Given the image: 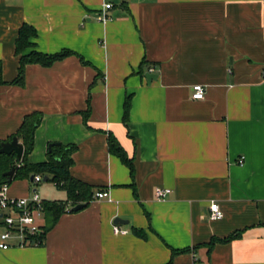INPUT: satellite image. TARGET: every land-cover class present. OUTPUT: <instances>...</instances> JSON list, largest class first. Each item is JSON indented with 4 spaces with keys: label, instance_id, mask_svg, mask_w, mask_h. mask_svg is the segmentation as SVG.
<instances>
[{
    "label": "crops",
    "instance_id": "0c3cea01",
    "mask_svg": "<svg viewBox=\"0 0 264 264\" xmlns=\"http://www.w3.org/2000/svg\"><path fill=\"white\" fill-rule=\"evenodd\" d=\"M24 24L34 50L74 54L26 65L17 86ZM0 62V143L37 112L28 162L43 163L49 144L75 147L71 178L109 195L73 213L55 183L13 180L9 198L36 192L66 213L40 246L9 241L0 264H264V0H0ZM214 201L223 218L210 221ZM116 218L125 234H113Z\"/></svg>",
    "mask_w": 264,
    "mask_h": 264
},
{
    "label": "trees",
    "instance_id": "16d2710c",
    "mask_svg": "<svg viewBox=\"0 0 264 264\" xmlns=\"http://www.w3.org/2000/svg\"><path fill=\"white\" fill-rule=\"evenodd\" d=\"M36 37V31L31 26L24 24L19 28L14 42V56L18 60L17 76L13 81H11V84L17 86L23 85V74L26 65H41L43 67H49L55 62L62 61L74 54L72 51L68 50H62L54 55H46L41 52L39 53L34 50V40ZM27 50L29 51L26 52ZM1 72L2 64L0 62V85H4L5 83L1 76ZM123 103L122 118L123 122L126 123L128 121L127 117L130 109L129 98L127 97ZM41 117V114L37 112L26 114L17 131L7 140L11 141L13 137H17L23 148V156L20 161H17L14 153L10 156L0 155V186L4 184L10 185L13 180H26L36 175H39L42 178L46 176L47 181L55 183L57 190L61 189L66 191L72 207L78 204H84L85 206L88 205L93 197L92 195L94 190L92 186H88L80 181L74 180L69 174V170L73 164L71 156L74 153L75 147H67L62 144H57L56 146H52L47 149V158L43 161V163L31 164L28 162V156L32 153L34 146L33 135L41 123ZM108 149L109 152L116 156L132 174L133 168L131 161L127 158L125 151L119 147L118 143L111 135L108 137ZM13 168L15 171L12 179L9 180L5 174L10 172ZM65 207L66 203H56L50 201L43 202V213L46 222L45 226L42 227V234L38 236V240L40 241L39 246L42 245V241L50 227L55 224L61 214L66 213ZM139 236H142V234ZM239 236L240 232L233 233L227 239L219 240V242L221 241L222 243H227L232 239L239 238ZM177 253L178 252L176 251H171L172 255Z\"/></svg>",
    "mask_w": 264,
    "mask_h": 264
},
{
    "label": "built area",
    "instance_id": "2783aa9c",
    "mask_svg": "<svg viewBox=\"0 0 264 264\" xmlns=\"http://www.w3.org/2000/svg\"><path fill=\"white\" fill-rule=\"evenodd\" d=\"M111 8L110 4H105L103 10L98 16V22H105L109 19L107 10ZM152 71L149 69L148 73ZM205 89L202 85H194L191 89V99L202 100L204 97ZM243 160H239L242 165ZM35 183H41L42 177L36 175L32 179ZM62 184V183H61ZM8 185L0 186V223L4 231L0 234V249L7 250L11 247L9 241L21 247L38 246L40 241L38 236L42 234V227L38 225L37 220L44 217L43 201L36 192H33L29 198H9L7 196ZM156 200H163L166 197V191L156 189ZM92 200H105L109 198L108 192L98 191L93 193ZM210 221L220 220L223 218V212L217 202H211L208 206ZM113 234L122 235L126 231L121 230L118 226L113 225ZM195 257L194 253H191Z\"/></svg>",
    "mask_w": 264,
    "mask_h": 264
},
{
    "label": "water",
    "instance_id": "95a60500",
    "mask_svg": "<svg viewBox=\"0 0 264 264\" xmlns=\"http://www.w3.org/2000/svg\"><path fill=\"white\" fill-rule=\"evenodd\" d=\"M145 79H146V83L148 85V83H150V81L156 79V75L152 74V73H148L145 75ZM57 144H50L48 145V149L52 146H56ZM23 148L22 145L19 143L17 137H13L11 141H7V142H1L0 143V155H7L10 156L12 155V153H14L16 155V159L17 161H20L22 156H23ZM15 169L13 168L10 172H8L6 175V177L9 178V180L12 179L13 174H14ZM33 177H30V180H32ZM47 181V177L44 176V178H42V182H46ZM84 204H78L75 205L73 208H71V212L76 213V211L81 210L82 208H84ZM115 225H122L123 223H127L124 222L123 220L121 221L120 219L116 218L113 222Z\"/></svg>",
    "mask_w": 264,
    "mask_h": 264
},
{
    "label": "rangeland",
    "instance_id": "374dc122",
    "mask_svg": "<svg viewBox=\"0 0 264 264\" xmlns=\"http://www.w3.org/2000/svg\"><path fill=\"white\" fill-rule=\"evenodd\" d=\"M42 185H47L48 187H53L52 186V183H49V182H42ZM55 189V188H54ZM57 191H60V190H57Z\"/></svg>",
    "mask_w": 264,
    "mask_h": 264
}]
</instances>
